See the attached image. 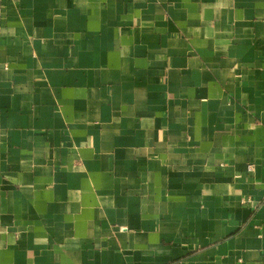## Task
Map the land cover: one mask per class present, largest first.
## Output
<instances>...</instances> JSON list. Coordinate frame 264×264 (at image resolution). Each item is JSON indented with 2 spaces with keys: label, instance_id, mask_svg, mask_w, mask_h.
<instances>
[{
  "label": "crops",
  "instance_id": "0c3cea01",
  "mask_svg": "<svg viewBox=\"0 0 264 264\" xmlns=\"http://www.w3.org/2000/svg\"><path fill=\"white\" fill-rule=\"evenodd\" d=\"M0 264H264V0H0Z\"/></svg>",
  "mask_w": 264,
  "mask_h": 264
}]
</instances>
